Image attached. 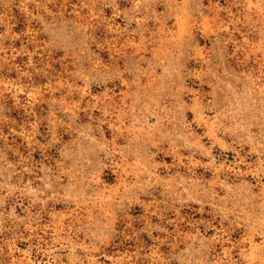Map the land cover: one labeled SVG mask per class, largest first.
I'll use <instances>...</instances> for the list:
<instances>
[{"label": "rangeland", "instance_id": "374dc122", "mask_svg": "<svg viewBox=\"0 0 264 264\" xmlns=\"http://www.w3.org/2000/svg\"><path fill=\"white\" fill-rule=\"evenodd\" d=\"M0 264H264V0H0Z\"/></svg>", "mask_w": 264, "mask_h": 264}]
</instances>
